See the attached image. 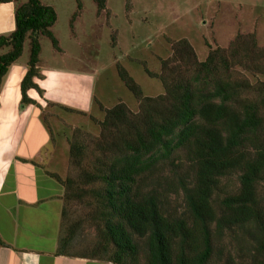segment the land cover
Here are the masks:
<instances>
[{"label":"trees","instance_id":"obj_1","mask_svg":"<svg viewBox=\"0 0 264 264\" xmlns=\"http://www.w3.org/2000/svg\"><path fill=\"white\" fill-rule=\"evenodd\" d=\"M0 2L15 5V30L0 35L8 49L0 56V90L28 41L21 105L40 108L27 91L43 93L35 82L40 40L59 49L57 13L40 0ZM94 2L98 13L105 10L106 0ZM170 48L159 72L144 69L163 86L156 97L143 96L117 66L139 107L119 102L105 111L89 165L90 136L77 131L72 139L77 175L56 177L64 188L58 252L112 264H264V50L253 34L210 49L203 61L186 39ZM79 204L94 206L89 217L99 231L83 251L73 245Z\"/></svg>","mask_w":264,"mask_h":264},{"label":"rangeland","instance_id":"obj_2","mask_svg":"<svg viewBox=\"0 0 264 264\" xmlns=\"http://www.w3.org/2000/svg\"><path fill=\"white\" fill-rule=\"evenodd\" d=\"M40 1L52 3L57 10L52 31L59 49L42 37L39 64L87 71L95 79L91 111L78 114L54 105L45 108V121L54 142L63 143L66 149L65 155H60L66 163L65 175L60 176L64 180L77 175L69 153L77 131L90 136L89 165L97 155L91 151L105 111L119 102L138 110L139 101L120 79L119 64L139 84L143 96L156 97L163 94V86L144 69L159 72L161 60L170 57L173 42L188 40L199 61L205 60L210 49L227 48L238 34L255 35L258 47L264 50V0H106V8L100 13L94 0ZM7 50L0 48V53ZM29 55L26 41L19 62H26ZM94 209L93 205L81 204L73 209L71 219L80 221L73 244L79 251L91 248L98 237L99 231L89 217Z\"/></svg>","mask_w":264,"mask_h":264},{"label":"crops","instance_id":"obj_3","mask_svg":"<svg viewBox=\"0 0 264 264\" xmlns=\"http://www.w3.org/2000/svg\"><path fill=\"white\" fill-rule=\"evenodd\" d=\"M14 14V2H0V35L15 30ZM19 59L0 90V264H112L58 252L64 188L56 177L65 175L60 155L66 149L54 142L44 116L48 103L91 111L95 79L87 71L39 64L35 82L43 93L30 89L27 95L40 108L22 106L29 59Z\"/></svg>","mask_w":264,"mask_h":264}]
</instances>
